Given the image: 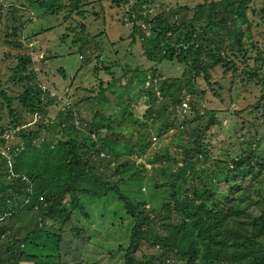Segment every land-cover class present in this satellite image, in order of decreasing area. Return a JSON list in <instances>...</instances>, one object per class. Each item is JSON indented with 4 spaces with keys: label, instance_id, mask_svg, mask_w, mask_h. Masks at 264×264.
<instances>
[{
    "label": "trees",
    "instance_id": "1",
    "mask_svg": "<svg viewBox=\"0 0 264 264\" xmlns=\"http://www.w3.org/2000/svg\"><path fill=\"white\" fill-rule=\"evenodd\" d=\"M46 1L36 0V3L44 6ZM64 1L48 0L49 13L56 15L65 10L83 14L80 5L86 3V0ZM112 1L119 5L129 0ZM134 1L130 5L137 21L147 23L150 33L154 35L151 41L155 44L148 41L145 48L147 59L153 65L149 69L136 67L130 70L126 64L121 77L124 78L128 73L131 75L128 85L134 80L142 85L146 80L149 81L151 86L144 90L140 87L139 93L148 96L149 107L144 115L150 121L147 123L134 119L133 123L137 126L125 133L120 124L117 127L112 125L113 118L105 115L101 107L100 112L96 110L92 120L84 122L80 111L72 104L66 105L53 118L40 124L43 128L52 125L53 129H57L59 136L53 146L49 141L36 142L39 130L21 128L18 135L23 138L22 143L12 146L10 150L11 153L16 148L20 151L15 154L16 157L12 156L11 162L10 157L1 153L0 149V264H55L44 260L69 255L72 238L85 244L88 255H91L88 247L98 245L93 241L98 240L100 234L105 243L121 240L116 244L117 251L122 253V259H117L119 264H167L166 259H170L172 264H264V125L255 129L254 136L250 134L239 140L243 144L240 153L214 162V166L218 165L217 174L207 175L201 174L204 173L202 170L197 172V161L209 154L204 136L210 126L218 123L216 111L204 109L202 114L197 112L193 121L205 115L207 121L191 128H188V124H193V121L175 123L178 112L175 111L174 115L169 113L171 107L183 106V97L192 92L199 76L206 82L210 80L209 71L215 65L236 69L241 58L248 60V51L242 46V39L236 37L238 29L224 33L232 41L228 44L230 48H222L224 34L221 30L243 16L245 4L249 0H219L217 9L214 2H210L211 11L206 16L205 25L198 27L201 31L195 29L193 23L196 18H192L186 23V30L177 36L174 32L178 25L170 24L168 18L163 15L149 18L147 12L141 13L143 5L149 0ZM204 6V2L198 4L197 11ZM217 14L221 16L215 21ZM137 31L140 40H143L144 34L138 23L132 25L130 36L134 37ZM209 32L212 37H209ZM86 42L90 43V40ZM234 42L238 45L237 50L232 48ZM13 43L21 45L16 41ZM78 48L79 58H83L82 46ZM256 51L252 63L244 64L242 71L246 73L248 82L260 83L261 96L252 108L260 106L264 110V77L259 70L264 50L256 48ZM94 58L99 61L101 56ZM30 60V57L21 59L14 68L26 72L24 77L28 80L33 74L27 70V66L32 63ZM163 60H175L184 65L179 78L175 75L163 77L164 74L158 68ZM99 64L100 61L94 66ZM113 66L119 67L120 62H109L99 68L110 75L111 80H107L106 86L96 72L99 70L94 69L101 89L95 95L92 94V86L88 89L90 93L84 98L88 103L100 94L102 96L105 88L113 90L115 87L110 81L117 83V89L122 86L119 85L120 78L112 72ZM62 75L66 77L64 72ZM153 78H158L156 84ZM127 88L124 86L121 93L114 91L118 95L117 103L121 106V119L132 117L130 102L123 104L125 98L132 101L137 96ZM30 90L18 96L19 99L29 111H36L45 119L48 107L56 98L48 96L41 88L31 90L32 93ZM156 91L162 96L159 106L155 102L158 100ZM0 94L3 95L4 91ZM166 96H169L168 99ZM5 99L9 115L12 116L9 124L16 127L20 122L12 107V100L9 97ZM159 121L163 128L158 129V135L162 130L170 128L179 133V141L187 137L182 146L181 164L173 170L164 161L167 152L146 156L144 162L137 163V158L145 156L151 144V138H146V127H154ZM3 131L10 132L7 128ZM13 134L16 135L15 132ZM0 139L8 142L1 134ZM145 163L151 164V170L157 168L161 179L165 177L167 180L156 182L153 173L146 174L142 167ZM194 180L200 184L194 183ZM220 181L228 187L220 189L217 185L216 188L215 183ZM243 181H248L250 185H243ZM143 185L147 193L142 192ZM161 192L162 201L157 207L162 209L172 203L182 219L178 224L170 222L159 233L151 234L150 240L149 230L143 229L146 215L141 206L148 202L155 206L152 204L154 195ZM82 199H98L103 202L112 200L116 206L109 213L102 212V225L99 229L92 228L89 225L97 224L98 221L93 222L92 214L85 209ZM73 214L85 217L86 222L82 219L77 224L81 220ZM67 224L69 238L64 235ZM142 239L149 240V246L155 248V252L135 256ZM162 256L165 259L161 261ZM82 264L97 263L85 260Z\"/></svg>",
    "mask_w": 264,
    "mask_h": 264
},
{
    "label": "rangeland",
    "instance_id": "2",
    "mask_svg": "<svg viewBox=\"0 0 264 264\" xmlns=\"http://www.w3.org/2000/svg\"><path fill=\"white\" fill-rule=\"evenodd\" d=\"M63 2L65 1L63 0ZM68 2L70 1L67 0L66 3ZM85 2L80 5L82 15L76 11L69 13L65 10L52 15L49 13L50 4L48 0L44 6L37 4L36 0H0V93L2 90L4 91L3 95L0 94V134L8 141L0 139V149L1 153L10 157V162L12 156L14 158L15 154L20 151L19 148L14 149L13 153L10 150H12V146L14 147L22 141L23 138L18 135L21 128L32 127L39 130L37 143L44 140L49 141L51 146L56 144L55 139L59 136L57 129H53L52 125L43 128L40 127V124L42 122L46 123L49 118H53L66 105L74 104L80 111L84 122L92 120L96 110L99 111L101 107L105 115L113 118L112 125L117 127L120 124L125 133L132 131V128L137 126L133 123L134 119L147 123L150 121L144 115L149 107L147 103L148 96L145 93H139L140 87L144 90L151 86L149 81L146 80L142 85L139 81L134 80L128 85L131 75L128 73L124 78L121 76L122 69L126 64L129 65L130 70H134L136 67L149 69L153 65L147 59L145 52L148 41L152 45L155 44L151 41L154 39L153 33H147L151 35L149 40L147 38L140 40L139 31L136 32L134 37L130 36L132 25L138 23L136 15H132L135 12H133L130 5L135 2L134 0L119 5H115L112 0H86ZM203 2L205 6L197 11V5L203 4ZM210 2H214L215 9L219 7V0H149L146 5H143L144 9L141 13L146 14L147 12L149 18H155L157 15L168 18L170 24L178 25L177 30L174 32L177 36L178 33L186 30V23L193 20L192 18H196L193 23L195 29L199 30V25H205L206 16L211 11ZM245 5L243 16L236 18L235 23H228L221 32L223 31L224 34L226 31L238 29L236 37L242 39V46L248 51V60L245 61L241 58L236 65V69H226L221 64L215 65L209 71L210 80L206 82L199 76L192 92L186 93L183 97V106L186 107L181 105L180 108V105H177V107H171L169 110L171 115H174L175 111L178 112L175 123H180L182 120L190 123L196 113L202 114L204 109H214L216 111L215 116L218 123L210 126L204 136V142L208 143L209 154L197 161V172L201 170L204 172L201 174H217L218 165L214 166V162L217 159H228L240 153L243 144L239 140L243 137H249L250 134L254 136L255 129L262 128V125H264L263 107L252 108L261 96L260 83L248 82L246 73L242 71L244 64L252 63L253 57L257 53L256 48L261 51L264 50V0H249ZM129 16L131 18H128ZM220 16L217 14L214 18L215 21L219 20ZM225 34L221 41L222 48H230L228 44L232 41ZM209 37H212L211 32H209ZM87 39L90 40V43L86 42ZM14 41L21 45L16 46L13 43ZM79 45L82 46L84 59L79 58ZM232 48L237 50V43L234 42ZM238 54L241 57L239 52ZM97 55L102 58L99 59L101 64L94 66L95 63H99L94 58ZM262 56V60L259 61V70L264 77V52ZM27 57H30L32 62L27 66V70L30 73L33 72L29 80L24 77L26 72L22 73L14 69L21 59ZM117 60L120 62V66H113L112 72L114 71L115 77L120 78L119 85L122 86L117 89V83L110 81L115 88L113 90L105 88L102 96L100 94L88 103L84 99L90 93L88 89L91 86L94 88L93 95L101 89L98 83L99 77L104 81V86H106L107 80H111L110 75L99 70V68L102 65L109 64V62L110 64L113 62L116 64ZM158 68L164 74L163 77L175 75L176 78H179L184 65L175 60H163ZM94 69L95 71L99 70L96 71L99 77H95ZM62 72L66 74L65 78ZM157 80L158 78H153L155 84ZM124 86H127V89H130L133 94H137L132 101H129V98L126 97L123 102V104L130 102L132 117L128 119H121V106L117 103L119 100L118 95L114 92L118 90V93H121ZM29 88L32 91L35 88L36 90L41 88L48 93V96L56 98L53 104L48 107L45 119L38 112L29 111L25 103L22 104L19 99L18 96ZM156 95L158 100L155 102L159 106L162 96L159 91H156ZM5 97L12 100V107L20 122L16 127L9 124L12 116L9 115L8 103ZM168 97L166 96V99ZM97 101L99 104H97ZM206 121L207 115L193 121V124H188V128ZM5 128L10 132L3 131ZM159 128H163L161 121L155 124L154 127H146L148 133L146 138H151V144L146 155L137 158V163L144 162L146 156H152L156 153L161 155L167 152L164 161L173 170L176 165L181 164L182 146L186 143L187 137L183 141H179V133L170 128L162 130L161 134L158 135ZM102 132L104 133V130ZM133 140L129 139V141ZM142 167L146 170V174L153 173L156 182L167 180L165 177L161 179L157 168L151 170V164L145 163V166ZM128 173H131V171H128ZM192 178L195 177L192 175ZM193 182L200 184L197 180ZM217 185L220 189L228 187L223 181L215 183L216 188ZM243 185L249 186L250 183L243 181ZM142 192L147 193L145 185L142 186ZM161 194L162 192L154 195L155 199L152 200V204L155 206H151L149 202L141 206V210L146 215L143 229L149 230L150 240H152L151 234L159 233L170 222L178 224L179 220L182 219V215L176 212L172 203L162 209L157 207L159 202L162 201ZM257 197H254L255 200H257ZM181 198L185 199L183 196ZM82 203L85 204V209L87 208L89 214H92L93 222L98 221L97 224L92 223L89 226L92 228L97 227V229L102 225V212L109 213L110 209L116 206L112 200L103 202L98 199H82ZM73 216L81 220L77 224L82 222V219L84 223L86 222L85 217H76L74 214ZM65 229L64 235L69 238L68 224ZM177 233H179V230ZM119 241L121 240L105 243L100 234L98 240L93 241V243L97 242L98 245L94 246L95 248L88 247V251L92 253L88 255L85 244L79 242L76 238H72L69 255L63 254L57 259L48 257L44 261L55 264H82L86 260L88 262L96 261L97 264H119L120 261L117 259H122L121 251L116 249V244ZM140 242V247L135 252V256L155 252L156 249L149 246V240L143 241L142 239ZM163 259H165L164 256L160 257L161 261ZM165 262L172 264L170 259H166Z\"/></svg>",
    "mask_w": 264,
    "mask_h": 264
},
{
    "label": "built area",
    "instance_id": "3",
    "mask_svg": "<svg viewBox=\"0 0 264 264\" xmlns=\"http://www.w3.org/2000/svg\"><path fill=\"white\" fill-rule=\"evenodd\" d=\"M139 24V26H140V28L143 30V31H145V35H148L147 33L149 32L150 33V31H149V25L147 24V23H145V22H139L138 23Z\"/></svg>",
    "mask_w": 264,
    "mask_h": 264
},
{
    "label": "clouds",
    "instance_id": "4",
    "mask_svg": "<svg viewBox=\"0 0 264 264\" xmlns=\"http://www.w3.org/2000/svg\"><path fill=\"white\" fill-rule=\"evenodd\" d=\"M132 15H135V14H132ZM128 18H131V16H129ZM138 23H139V22H138ZM148 29H149V28H148ZM149 31H150V30H149ZM142 33L144 34V35H143L144 39L150 36V35H145V31H143V30H142ZM139 35H140V33H139ZM143 37H142L141 39H143ZM139 39H140V38H139ZM144 39H143V40H144Z\"/></svg>",
    "mask_w": 264,
    "mask_h": 264
}]
</instances>
